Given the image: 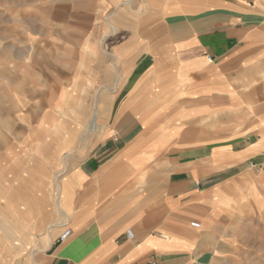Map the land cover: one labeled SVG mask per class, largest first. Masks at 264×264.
Masks as SVG:
<instances>
[{
	"label": "crops",
	"instance_id": "0c3cea01",
	"mask_svg": "<svg viewBox=\"0 0 264 264\" xmlns=\"http://www.w3.org/2000/svg\"><path fill=\"white\" fill-rule=\"evenodd\" d=\"M95 1L120 89L98 126L5 148L0 264L216 263L237 194L264 203V0Z\"/></svg>",
	"mask_w": 264,
	"mask_h": 264
},
{
	"label": "rangeland",
	"instance_id": "374dc122",
	"mask_svg": "<svg viewBox=\"0 0 264 264\" xmlns=\"http://www.w3.org/2000/svg\"><path fill=\"white\" fill-rule=\"evenodd\" d=\"M115 14L95 0H0V164L11 144L42 137L27 128L67 132L106 118L120 89L116 49L124 24ZM260 195L233 199L213 264H264Z\"/></svg>",
	"mask_w": 264,
	"mask_h": 264
},
{
	"label": "built area",
	"instance_id": "2783aa9c",
	"mask_svg": "<svg viewBox=\"0 0 264 264\" xmlns=\"http://www.w3.org/2000/svg\"><path fill=\"white\" fill-rule=\"evenodd\" d=\"M192 226L195 227V228H199L200 227V223L197 222V221H193L192 222ZM71 235V230L69 228H65L59 235L58 237V241L59 242H64L66 241L69 236ZM125 235H126V238L131 240L133 238V233H132V230L131 229H127L125 231Z\"/></svg>",
	"mask_w": 264,
	"mask_h": 264
},
{
	"label": "bare ground",
	"instance_id": "6f19581e",
	"mask_svg": "<svg viewBox=\"0 0 264 264\" xmlns=\"http://www.w3.org/2000/svg\"><path fill=\"white\" fill-rule=\"evenodd\" d=\"M93 123H94V121H93ZM45 239H46V238H44V241H45Z\"/></svg>",
	"mask_w": 264,
	"mask_h": 264
}]
</instances>
